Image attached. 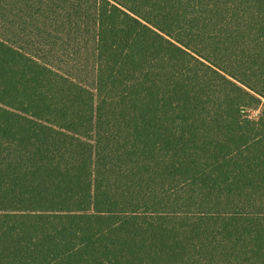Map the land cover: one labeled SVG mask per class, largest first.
Wrapping results in <instances>:
<instances>
[{
	"label": "trees",
	"instance_id": "16d2710c",
	"mask_svg": "<svg viewBox=\"0 0 264 264\" xmlns=\"http://www.w3.org/2000/svg\"><path fill=\"white\" fill-rule=\"evenodd\" d=\"M0 264H264V0H0Z\"/></svg>",
	"mask_w": 264,
	"mask_h": 264
},
{
	"label": "rangeland",
	"instance_id": "374dc122",
	"mask_svg": "<svg viewBox=\"0 0 264 264\" xmlns=\"http://www.w3.org/2000/svg\"><path fill=\"white\" fill-rule=\"evenodd\" d=\"M44 62H46L47 64H50L52 65L53 67L56 66L57 62L52 59V58H49V59H43ZM81 80H83L84 84H86L88 87H90L91 85V80H90V76L85 74V73H82L81 74ZM248 114L253 117V116H256L257 115V111H248Z\"/></svg>",
	"mask_w": 264,
	"mask_h": 264
}]
</instances>
